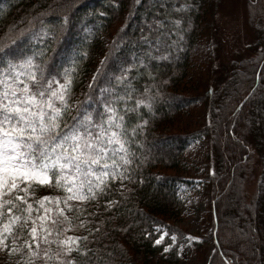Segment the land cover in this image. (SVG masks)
<instances>
[{"label": "trees", "instance_id": "1", "mask_svg": "<svg viewBox=\"0 0 264 264\" xmlns=\"http://www.w3.org/2000/svg\"><path fill=\"white\" fill-rule=\"evenodd\" d=\"M248 1L254 54L233 60L214 78L216 60L200 58L219 0H0V45H9L25 29L39 31L43 25L56 36L55 42L48 41L50 55L53 48L66 55L87 53L72 86L71 116L79 104L89 112L102 111L100 89L122 93L123 85L115 77L121 75V67L141 60L147 67L141 66L139 75L132 69V86L143 93L145 86L154 85L152 93H160L152 113L140 110L148 124L136 137L139 143L132 144L137 153L133 182H124L132 191L120 189L116 182L107 199L118 201V207L105 211L103 199L99 207L97 202L83 206L79 218L91 221L88 227H99V232L77 228L67 233L88 236V264H132L138 258L139 264H178L179 248L188 241L186 233L174 226L184 204L179 187L188 183L182 170L193 162L187 153L201 138L208 146L203 160L209 168L201 181L211 230L192 245L198 249L202 242L212 241L208 264H264V0ZM64 16L69 22L61 27ZM41 46L39 41L25 40L14 51ZM110 51L96 85L89 89L92 67H100ZM125 119L129 127L141 122L135 113ZM46 195L62 193L43 186L35 192L36 199ZM72 223L78 221L73 218ZM161 236V244H156ZM6 243L11 246V239ZM73 256L84 264L86 258ZM20 259L0 252V264H17Z\"/></svg>", "mask_w": 264, "mask_h": 264}, {"label": "snow or ice", "instance_id": "2", "mask_svg": "<svg viewBox=\"0 0 264 264\" xmlns=\"http://www.w3.org/2000/svg\"><path fill=\"white\" fill-rule=\"evenodd\" d=\"M68 22L64 16L61 27ZM25 40L39 41L42 46L14 51ZM49 40L55 42L56 36L42 25L39 31L25 29L9 45H0V252L21 257L17 264H79L73 253L86 258L84 264H88V236L67 233L77 228L89 234L100 231L99 227H88L91 221L79 218L84 205L97 202L99 207L103 199L105 211L119 206L107 197L114 183L125 189V181L133 182L137 153L132 144L139 143L136 137L148 124L140 110L143 107L152 113L160 93H152L154 85L145 86L143 93L132 86V69L139 75L140 67H147L141 60L140 64L121 67V75L115 77L116 83L123 85L122 93L100 89L102 111L89 112L79 104L77 114L71 116L72 86L87 53L66 55L53 48L50 55ZM117 47L114 41L112 48ZM111 55L110 51L100 61L89 89L96 85ZM105 96L111 98L104 101ZM129 113H135L141 122L129 127L125 119ZM41 186L57 189L62 195L36 199L35 192ZM73 218L78 221L75 225ZM9 239L11 246L6 243ZM171 239L175 242L177 238L173 235ZM162 240L163 236L155 243Z\"/></svg>", "mask_w": 264, "mask_h": 264}, {"label": "rangeland", "instance_id": "3", "mask_svg": "<svg viewBox=\"0 0 264 264\" xmlns=\"http://www.w3.org/2000/svg\"><path fill=\"white\" fill-rule=\"evenodd\" d=\"M248 3V0H219L214 15L209 20L212 26L205 32L208 35L203 42L206 52L202 54L200 60L202 62L216 60V67L212 70L214 78L221 76L224 73V67L233 60L247 58L254 54L255 33L249 23ZM95 70L96 66H93L90 78ZM207 152L208 146L204 138L195 141L187 153L193 162L182 170L188 183H183L179 187L178 193L184 204L180 218L174 222V226L186 233L188 241L179 248L178 264H208L213 251L212 241L202 242L198 249L192 245L193 241H199L211 230V220L208 214L210 206L202 192L201 181L205 174L204 170L209 166L207 161L203 160ZM230 203L235 209L234 200ZM139 263V258L132 262V264Z\"/></svg>", "mask_w": 264, "mask_h": 264}]
</instances>
